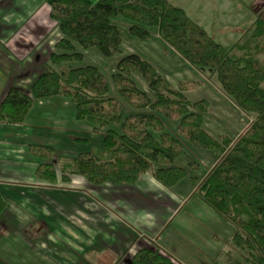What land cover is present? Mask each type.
<instances>
[{"label":"trees","instance_id":"obj_1","mask_svg":"<svg viewBox=\"0 0 264 264\" xmlns=\"http://www.w3.org/2000/svg\"><path fill=\"white\" fill-rule=\"evenodd\" d=\"M48 5L49 17L62 38L49 57V70L38 76L28 92L18 87L6 91L0 102V124H22L40 100L69 99L75 120L90 124L93 133L102 135V142L86 153L61 159V179L69 182L71 176H80L95 186L108 181L132 185L155 166V180L172 188L188 172L175 165L183 153V142L217 151L219 158L198 182L200 197L235 227L231 243L240 259L233 264H264V64L257 57L264 48V19L255 17L241 42L224 46L168 0H98L94 4L51 0ZM118 17L131 23L130 36L147 41L155 30L190 66L214 76L234 105L253 117L244 133L234 141L212 138L204 129L209 99L191 102L185 95L200 82H179L173 87L136 54L121 57L111 75L124 106L109 96L107 77L97 67L52 69L82 61L78 49H96L106 58L121 54V35L112 22ZM134 74L145 82L146 91L137 86ZM162 119L177 122L173 132ZM28 152L43 161L35 177L55 183L53 148L31 144ZM5 209L0 192V218ZM128 264L177 263L158 249L140 248Z\"/></svg>","mask_w":264,"mask_h":264},{"label":"rangeland","instance_id":"obj_2","mask_svg":"<svg viewBox=\"0 0 264 264\" xmlns=\"http://www.w3.org/2000/svg\"><path fill=\"white\" fill-rule=\"evenodd\" d=\"M50 1H44L46 6L42 8V11L45 12L43 36L33 39L29 31L22 27L37 9L27 12V17L23 23L16 26L14 36L18 39L19 35L16 33L19 31L23 35L19 40L24 43L34 44L32 51H40L39 53L41 54L45 50L44 55H48L47 70L50 67L49 57L51 53L56 51L55 45L62 38L57 24L49 17L50 8L48 4ZM169 2L171 5L184 10L191 20L202 27L217 43L224 46L241 42L243 35L252 29L251 26L255 17L264 19V0H169ZM112 22L119 29L121 35V54L106 58L101 56L96 49L86 51L78 49L83 54L82 61L65 63L60 66H54L52 69L61 71L66 68H79L88 65L97 67L107 77L109 96L117 99L124 106L125 103L120 100L111 82V75L115 72L116 64L121 57L136 54L149 62L173 87H176L179 82H200V86L185 95L191 102L203 98L209 99L210 106L205 116L204 129L212 138L218 140L220 137H227L234 141L239 135L244 133L248 125L253 121V117L242 112L234 105L222 92L214 76L209 75L207 72L202 73L190 66L177 52L158 37L155 30L151 32L152 37L150 40L143 41L130 36L128 32L131 26L130 22L120 17ZM261 44L264 45V41H261ZM257 57L264 64V48L263 52ZM132 78L141 90H147L145 82L139 75L134 74ZM71 109H73L72 104ZM162 121L166 128L173 132L171 128L175 129L177 122L167 119H162ZM83 123L86 124L87 122ZM89 141V143H76L75 141L73 143L65 139L66 143L72 144L70 146L61 145V147H57L55 153L59 157L61 152L65 151L70 156L76 157L81 153L90 151L92 147L102 142L99 137ZM183 145V153L176 160L175 165L186 168L188 171L187 175L174 187L164 190V193L155 194V201L147 198H143L142 201L137 200L138 195H136L132 186L129 188L131 193L118 192L119 196L125 198L131 207L135 208L137 205L147 208V211L144 212H151L148 210L153 207H155V211H169L170 213L174 211L169 219H164L166 221L160 219L157 222L158 226L162 225V228L159 232H155V244L147 239L145 241L139 240L136 243L137 245L128 248L127 260H124L125 256L123 255L122 260L118 264H127L126 261H129L140 248L158 249L163 254L170 256L177 264H233L239 261L240 252L231 243L235 232L234 225L205 204L197 188L198 182L212 168L220 154L217 151L196 149L187 142H183ZM192 163H197V166L191 167ZM154 171L155 166H152L147 172L152 175ZM48 184L49 182H39L30 187L40 194V190L44 189ZM65 186L69 185L65 184ZM70 186L79 187L74 184ZM125 189H128V187ZM86 190L81 191V193H84L80 194L81 199L75 197L72 193L57 194L55 197L59 199L61 208L64 211H71V209L77 207L82 219V217H87V211H94V206L89 203ZM172 194L176 197L175 204L170 199ZM74 197L79 203L77 202L73 208L71 204ZM4 200L6 202V211L16 214V217H12L9 212H6L0 218V264H48L44 259V254L49 253L47 251L51 247L53 248L52 258L63 264L62 252L65 249L62 250L59 247V255L56 257V246L44 240L43 247L39 246L29 251L15 237H11L13 234L10 235V229L15 224L17 217L26 218V222L18 218V221L20 220V228L27 226L28 223L33 224L34 228L39 225L50 224V220L41 216L40 212H38L41 205L36 203L35 199L20 200L18 203L12 202L8 198ZM156 216L157 213H155ZM70 221L73 222V219L70 218ZM102 228L104 230L97 235L93 249L90 248L85 253L83 250L78 251V258L83 263L94 264L96 262L97 264L101 256L109 258L110 254L117 251L119 245L123 242L122 236H125V229L112 225L110 232L107 227L102 226ZM28 230L30 229L21 230V234H27ZM131 238H133V235ZM36 251L38 254H35Z\"/></svg>","mask_w":264,"mask_h":264},{"label":"crops","instance_id":"obj_3","mask_svg":"<svg viewBox=\"0 0 264 264\" xmlns=\"http://www.w3.org/2000/svg\"><path fill=\"white\" fill-rule=\"evenodd\" d=\"M44 1L48 0H0V102L10 87H18L28 92L31 84L48 69V55H44L45 50L41 54L40 51H32L34 44L19 40L23 36L19 31L16 33L19 38L14 37L16 26L22 24L27 17V12L34 9L37 10L22 27L29 31L33 39L43 36L45 12L42 11V8L46 6ZM87 1L94 4L98 0ZM8 16L10 17L8 18ZM71 104L69 99L63 97L40 100L33 104L22 124H0V192L4 199L8 198L16 203L20 200L35 199L36 203L41 205L38 211L40 215L50 220V224L39 225L37 228L29 223L20 228V220L18 221L19 217H17L15 224L10 229V235L13 234L11 237H15L29 251L39 246L43 247V241H48L51 245L56 246V257L59 255V247L62 250L65 249L62 252L63 264H85L86 262L83 263L78 258V251L83 250L85 253L95 247L94 241L97 235L104 230L102 226L107 227V230L111 232L112 225H116L118 228L126 230L125 236H122L123 242L117 251L110 254L109 258L101 256L97 264H118L123 255L125 256L124 260H127L128 248L137 245L139 240L147 239L154 242L155 232H159L162 228V225L158 226L157 222L160 219H169L174 213V211L172 213L155 211V207L148 210L151 212H144L147 211V208L137 205L135 208L131 207L125 198L119 196L118 192H130L129 188L132 186L138 195L137 200L142 201L143 198H147L155 201V194L164 193V190H169V188L159 184L153 173L151 175L148 172L132 185H121L114 181H108L103 185L95 186L80 176H71L69 182L62 181L59 163L61 159L73 156L62 151L58 157L55 153L57 147L72 144L66 143L65 139L73 143L84 142L83 140H88L84 143H89V140L95 137L102 140L101 134L92 132L90 124L75 120L74 106L70 110ZM31 144L51 146L54 150L51 162L55 167H58V169L56 167L57 181L54 184L49 183L44 189H41L40 194L36 193L35 189L32 190L33 188L30 186L39 182H47L37 179L34 175L39 163L43 161L29 154L28 146ZM65 184L69 186L74 184L79 187H69ZM127 187L128 189H125ZM85 190L89 203L94 206V211H87V217L81 219L80 211H77V207L74 208L78 202L75 197L81 199L80 194H84L81 191ZM112 192L114 193L112 194ZM63 193L75 195L71 204L74 209L71 211L62 210L59 199L55 197L57 194L62 195ZM170 196L172 197L171 201L175 204V195ZM6 210L7 208L4 213L9 212L10 216L16 217V214ZM155 213H157L156 217ZM70 218L73 219V222L70 221ZM8 219L10 220V218ZM19 219L26 222L24 217ZM26 228L30 229L27 234H21V230ZM132 235L133 238H131ZM104 240L106 239L104 238ZM47 252L49 253L44 254V259L48 264H60L57 259L52 258V247ZM35 254H38L37 251ZM114 257L116 258L114 259ZM126 262L128 264L129 261Z\"/></svg>","mask_w":264,"mask_h":264}]
</instances>
